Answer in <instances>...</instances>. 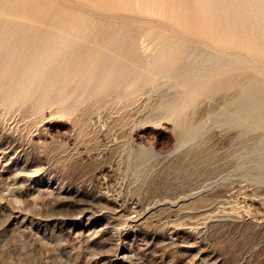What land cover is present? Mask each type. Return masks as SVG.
<instances>
[{"label": "rangeland", "instance_id": "obj_1", "mask_svg": "<svg viewBox=\"0 0 264 264\" xmlns=\"http://www.w3.org/2000/svg\"><path fill=\"white\" fill-rule=\"evenodd\" d=\"M142 1L0 0V264H264V0Z\"/></svg>", "mask_w": 264, "mask_h": 264}, {"label": "bare ground", "instance_id": "obj_2", "mask_svg": "<svg viewBox=\"0 0 264 264\" xmlns=\"http://www.w3.org/2000/svg\"><path fill=\"white\" fill-rule=\"evenodd\" d=\"M131 1L132 0H130V2ZM133 1L135 3H136V1L138 2V0H136V1L133 0ZM140 1H142V0H140ZM146 1L147 0H144L145 4L139 3L140 4L139 5L140 7L137 6L138 9L141 8V10H143L142 4L145 7H146V3L148 5V1L149 0L147 2ZM153 1H155V0H153ZM158 1H161V0H158ZM203 1H205V0H203ZM135 3H133L134 4V7H136V4H137V3L136 4ZM153 3H154V6H155L156 3L155 2H152V4ZM194 4H195V2H194ZM150 5H151V3H150ZM163 5H164V1H163L162 6ZM175 5H176V2H175ZM130 6L132 7L131 4H130ZM157 7H160V5L158 4ZM162 8H164V7H162ZM146 10L147 11L149 10V11L146 12L145 9H144V12L143 13L145 14V12H146L147 14H149V12H150L151 9L146 8ZM155 10L156 9L154 8L153 12H156L157 11V13H158V11H159V13H160V10H156V11ZM161 12L164 13V11H161ZM138 13H139V11H138ZM151 13H152V10L150 12V15L151 16H153V15L156 16L157 15L156 13H153V14H151ZM167 14H165V15H167ZM167 17H168V15H167ZM53 30L55 31L54 28H53ZM58 31H60V30H58ZM69 37H71V36H69ZM153 41H155V40H153ZM156 42H154V43H156ZM155 45H154V47H156V48H154L152 44L150 46H152L154 49H157L158 44L156 46ZM160 46H159V49H160ZM139 47H141V46H139ZM153 48H151V49H153ZM148 52H147V56L150 55V52L153 53L151 50H150L149 54H148ZM157 52H158V49H157ZM159 52L161 53L162 52V49ZM222 52H224V51H222ZM224 54H225V52H224ZM151 57L153 59L155 57V55L153 54V56L151 55ZM186 57H187L188 62H189L185 66L186 73H194V71H196V72H198L199 75H211L213 73H218V72H222V71H227V70L233 69L232 63L230 61H218V59L216 57L212 56L209 53H199V54H195V52H189L186 55ZM162 72H163L162 73L163 75H169V71L167 69L163 70ZM245 77H246V74H245ZM216 88H219V89H235L236 90L235 98H234V101H233V106H234V117H235V119H237V121L239 120L241 122L242 121L243 122H248L249 123V127H252L253 129H256L258 131L264 127V79H259V78H256V77H250V78H247V80L245 82H239V81H236V80H233V79H230V78H225V79L219 81V83L217 84ZM223 121L224 122H232V119L231 118H224ZM180 127L182 128L183 135L185 136V138L187 140H192L199 133V128L194 127L192 125H184V124H181ZM257 146H258V150L262 151V153L264 155V138L258 143Z\"/></svg>", "mask_w": 264, "mask_h": 264}]
</instances>
